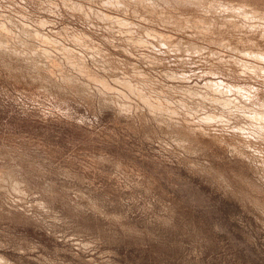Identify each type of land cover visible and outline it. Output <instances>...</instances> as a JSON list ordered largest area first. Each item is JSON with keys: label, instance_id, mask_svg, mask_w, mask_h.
<instances>
[{"label": "clouds", "instance_id": "obj_1", "mask_svg": "<svg viewBox=\"0 0 264 264\" xmlns=\"http://www.w3.org/2000/svg\"><path fill=\"white\" fill-rule=\"evenodd\" d=\"M0 264H264V0H0Z\"/></svg>", "mask_w": 264, "mask_h": 264}]
</instances>
